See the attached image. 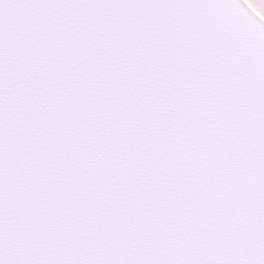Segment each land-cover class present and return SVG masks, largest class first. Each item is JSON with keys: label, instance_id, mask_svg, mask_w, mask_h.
<instances>
[{"label": "snow or ice", "instance_id": "obj_1", "mask_svg": "<svg viewBox=\"0 0 264 264\" xmlns=\"http://www.w3.org/2000/svg\"><path fill=\"white\" fill-rule=\"evenodd\" d=\"M0 264H264V0H0Z\"/></svg>", "mask_w": 264, "mask_h": 264}]
</instances>
